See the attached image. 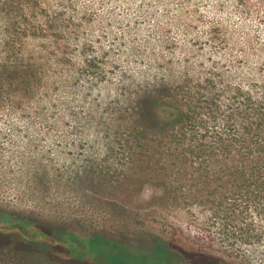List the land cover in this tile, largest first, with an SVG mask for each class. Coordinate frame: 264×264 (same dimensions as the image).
Wrapping results in <instances>:
<instances>
[{"label":"rangeland","instance_id":"rangeland-1","mask_svg":"<svg viewBox=\"0 0 264 264\" xmlns=\"http://www.w3.org/2000/svg\"><path fill=\"white\" fill-rule=\"evenodd\" d=\"M3 3L0 60L18 64L0 87V264H264V217L221 221L190 196L202 185L174 199L181 181L162 184L159 152L200 142L199 125L176 139L135 119L156 87L164 114L222 85L221 103L235 86L264 92V0Z\"/></svg>","mask_w":264,"mask_h":264},{"label":"trees","instance_id":"trees-1","mask_svg":"<svg viewBox=\"0 0 264 264\" xmlns=\"http://www.w3.org/2000/svg\"><path fill=\"white\" fill-rule=\"evenodd\" d=\"M22 3L23 0H16V4L21 5ZM10 9L7 3L0 5V13ZM15 53L14 48L9 57L12 58ZM17 62V59L12 61L7 57L0 60V87L6 78V67L9 64L15 67ZM260 69L261 67H258L257 71L260 72ZM183 86L186 88V85L183 84ZM256 86L257 83H252L251 88L245 90L241 86H235L232 89L231 99L227 98L226 103H221L219 101L220 93L227 88L222 85V90L218 91L217 95L213 94L209 97L205 94L203 97H196V100L184 103L187 105H180L181 108L177 112L165 114L160 112V106L163 105L162 99L165 95L160 93L161 87H156L150 94L142 96L137 105L141 112L138 117H135L140 125L139 129L136 128L138 134L147 128L159 132L161 126H167L173 135L177 136L176 139H181L180 136L185 135L183 133L185 126L187 129V127L195 128L199 125L196 128L200 131L196 130L198 132L196 136H200V142L181 143L178 141L173 147L174 150H171L170 153L159 152L160 155L154 160L160 162L165 156L171 158L170 161L167 160L169 165L162 166L164 169L162 184L167 186L170 191L175 182L173 179H176L181 181L180 185L183 187L179 189V193L174 192L172 198L186 197L187 186L194 183L195 185L200 184L202 188H198V191L190 196L203 202L214 203L215 210L213 212L221 221H256V217H264V92L258 93ZM259 86L264 88V83ZM162 87L164 91L166 87ZM189 96H192L191 93ZM172 98L173 103L165 101V104L168 102L170 106H173L174 103L182 104L177 95ZM200 105L210 110L209 116L203 117L199 113L197 106ZM218 117L222 127L213 126V122L216 123ZM167 135H170V132L163 133L160 138L163 139ZM194 143L197 144L195 149L197 154H193L194 149L191 147ZM161 144L165 143L159 142L154 145L146 143L139 146L151 154L154 153L152 156H155V150L163 148ZM167 144L170 145V142ZM213 165L217 168L215 169ZM187 169L192 170L188 172ZM183 181H185L184 184ZM205 186L210 189L209 193L205 191ZM250 211H255L256 216L253 217ZM97 237L98 243L104 242L99 235ZM109 241L116 242L115 239H109ZM26 254L25 258H37V260L41 256L38 252ZM154 254L148 255L147 262L152 258L156 261L161 260L160 253ZM116 258L115 256L113 259ZM125 260H127V264H132L127 257ZM111 264L119 263L111 262Z\"/></svg>","mask_w":264,"mask_h":264}]
</instances>
